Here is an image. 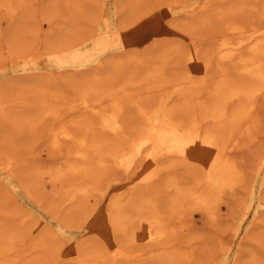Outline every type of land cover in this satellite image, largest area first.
Returning a JSON list of instances; mask_svg holds the SVG:
<instances>
[{"label":"bare ground","instance_id":"bare-ground-1","mask_svg":"<svg viewBox=\"0 0 264 264\" xmlns=\"http://www.w3.org/2000/svg\"><path fill=\"white\" fill-rule=\"evenodd\" d=\"M70 1L77 11L84 10L78 0ZM17 2L21 0H0V9L16 13ZM129 2L139 10L150 3ZM201 7L206 11L192 27L212 26L211 35L185 44L170 41L157 50L148 48L153 42L147 46L153 50L130 45L132 29L148 25L145 17L141 23L120 21L121 30L101 43L105 47L127 40L128 53L114 55L106 67L70 72L72 95L48 81L46 73L25 82L33 91L32 101L28 96L6 100L7 93L0 89V103L20 105L4 115L2 111L0 120L9 116L20 130L34 133L46 126L49 133L48 146L56 156L35 163L32 173L46 174L53 182L71 176L67 214L86 217L95 212L87 232L101 234L111 227L115 236L112 243L104 238L81 243L70 260L48 233L37 234L22 248L24 232L0 216V264L193 261L199 235L189 211L212 212L223 195L245 179L235 147L245 132L259 125V103H264V0H205ZM16 25L22 29L25 22ZM14 30V38L23 40L25 31ZM204 39L210 43L207 47ZM13 46L19 44H11L12 53ZM76 58L81 59L82 52ZM263 182L264 158L256 171L255 194ZM109 189L114 191L108 206H85L92 196ZM255 197L260 199V193ZM250 231L255 235L259 228ZM240 234L241 230L236 237ZM250 257V264H264V251L251 252Z\"/></svg>","mask_w":264,"mask_h":264},{"label":"rangeland","instance_id":"rangeland-1","mask_svg":"<svg viewBox=\"0 0 264 264\" xmlns=\"http://www.w3.org/2000/svg\"><path fill=\"white\" fill-rule=\"evenodd\" d=\"M148 1L150 3L147 9L142 10L134 8L129 0H78L84 8L80 12L70 0H21L20 3L17 2L16 13L0 9V89L3 88L4 94L7 93L6 100H21V96H28L29 101H32L33 91L25 82L42 78L44 73L48 75V81L54 82L64 93L74 94L75 87L67 78L70 72L83 73L101 65L106 67L114 55L128 53V48L125 47L129 46V42L124 43L127 40L112 41L105 47L101 43L103 40H110L114 33L121 30L122 20H128L131 24L141 21L143 17L147 20L148 25L132 29L130 41L133 43L130 45L139 51L151 47L157 50L170 41L185 44L190 39L209 36L214 30L212 26L192 27L191 24L199 18L200 13H205L206 10L201 7L205 0H167L170 1L168 4L162 3L165 0ZM156 4H159L158 8H153ZM20 20L25 22L23 30L16 25ZM12 27L16 31H25L26 35L21 37L23 40L14 38L12 33L15 30ZM17 34L21 35L20 32ZM204 41L202 45L207 47L210 43L205 39ZM152 42L155 46L152 44L149 47ZM13 43L19 46H13L12 53L8 48ZM55 48L61 49L63 54H55ZM80 52L82 58L77 59ZM78 66L84 67L77 68ZM41 71H44L43 74ZM262 103L263 101L259 103L258 110L259 125L245 132L238 139L237 148L235 147L245 169V179L235 190L225 193L212 212L198 208L189 211L193 230L199 237L193 247L194 259L187 264H250L251 252L264 251V203L261 201L264 198V182L260 192L255 194L253 191L256 171L264 158ZM12 106L20 105H11L8 101L6 104L0 103V113L3 111L4 115ZM2 117L0 153L4 158H0V216L24 232L22 248H26L37 234L48 233L52 236L55 247L63 250L71 260L77 254L78 246L85 241L104 238L112 243L115 236L111 227L101 234L87 232V223L95 220V212L86 215L89 216L87 220L80 214H67L70 199L66 188L71 176L67 175L63 180L53 182L46 174L39 177L32 173L35 163L56 156L48 146L49 133L46 126L30 133L20 130L15 122L9 120V116ZM9 127L13 129L12 132H7ZM9 159H12L11 165ZM110 189L105 194L97 193L92 196L85 206L89 207L93 202L95 205L108 206L114 191ZM259 193L260 199L255 197ZM253 227L259 228L260 232L255 235L250 233ZM240 230V236L236 237ZM234 238L237 240L233 241ZM241 246H245L244 253L240 251ZM27 252L25 250L23 254Z\"/></svg>","mask_w":264,"mask_h":264}]
</instances>
